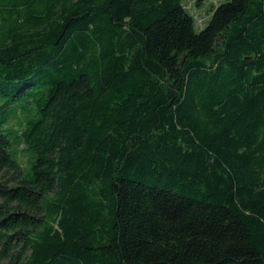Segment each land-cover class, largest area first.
Masks as SVG:
<instances>
[{"label": "trees", "instance_id": "1", "mask_svg": "<svg viewBox=\"0 0 264 264\" xmlns=\"http://www.w3.org/2000/svg\"><path fill=\"white\" fill-rule=\"evenodd\" d=\"M0 0V264H264V0Z\"/></svg>", "mask_w": 264, "mask_h": 264}, {"label": "rangeland", "instance_id": "2", "mask_svg": "<svg viewBox=\"0 0 264 264\" xmlns=\"http://www.w3.org/2000/svg\"><path fill=\"white\" fill-rule=\"evenodd\" d=\"M184 6L193 15L196 24V30H201L211 15L213 7L225 2L226 0H183Z\"/></svg>", "mask_w": 264, "mask_h": 264}]
</instances>
